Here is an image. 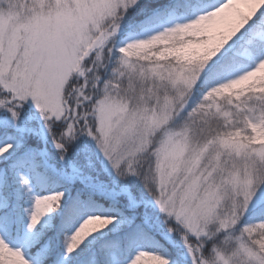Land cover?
<instances>
[{"label": "snow or ice", "instance_id": "6c2138e0", "mask_svg": "<svg viewBox=\"0 0 264 264\" xmlns=\"http://www.w3.org/2000/svg\"><path fill=\"white\" fill-rule=\"evenodd\" d=\"M227 7L229 0H111L106 5L93 0H47L46 4L42 0L39 10L28 13L32 23L22 30L17 25L27 22L15 16L18 3L10 0L7 9L0 8L3 264H29L25 253L9 243V236L26 238L29 251L44 257L43 264H56L57 255L62 257L61 264H145L146 257L157 264H264V158L246 163L243 180L233 168L230 183L242 185V196L238 192L233 202L232 189L225 184L222 194L227 192L229 197L223 210L217 207L210 216L194 220L170 210L165 204L167 197L156 190L155 157L150 156L151 149L135 152L131 112L115 127L104 116L96 115V106L105 95L101 89L120 75L112 71L116 63L99 67L103 61H97L93 51L83 61L85 75L73 73L63 82L65 17H75L80 28L90 23L106 29L110 38L105 54L111 49L112 60L126 64L121 49L143 39L121 44L118 38L123 31L158 25L162 29L158 34L166 33L188 23L182 21L217 15ZM99 8H106L107 14L94 16ZM9 20L17 31L26 33L18 37V45L9 36ZM244 20L247 23L204 67L195 85V91L201 89L199 98L190 101L185 113L212 89L226 83L224 80L239 70L245 58L264 61V3L249 8L242 15ZM48 22L55 27L41 35L35 26ZM117 82L123 83V79ZM33 103L39 110L45 142L56 150V169L67 177L65 184L72 194L62 191L36 198L25 222L11 193L17 191V171L20 188L32 191L24 169L29 161L40 162L39 145L29 139L36 135V129L26 122L25 115ZM161 135L158 132L156 137ZM81 137H87L91 145L77 148ZM100 155L103 166L96 159ZM134 181L142 185L143 191L135 187ZM256 212L260 213L258 223L249 219ZM177 237L180 245L174 243Z\"/></svg>", "mask_w": 264, "mask_h": 264}, {"label": "rangeland", "instance_id": "374dc122", "mask_svg": "<svg viewBox=\"0 0 264 264\" xmlns=\"http://www.w3.org/2000/svg\"><path fill=\"white\" fill-rule=\"evenodd\" d=\"M9 2L10 0L0 3V8L7 9ZM13 2L19 5V11L15 16L23 17L27 22L17 25V28L22 30L27 24L32 23L28 13L34 11V8L29 9L27 5L32 4L33 0H13ZM93 2L106 5L111 0H93ZM43 3L46 4L47 0H43ZM254 6L258 4L253 5L252 0H229V7L225 11L218 14L215 19L201 22L196 29H175L170 33L158 34L162 29L158 25H153L140 30L139 33L123 31L118 38L121 44L138 39L143 40L129 44L127 50L121 52L127 63L117 62L120 69L113 71L120 74L115 79L116 84L115 80L106 82L105 87L101 89L105 95L96 106L97 117L104 116L114 127L131 112L132 126L135 131L131 138L136 142L135 152H146L151 149L150 156L155 157L153 170L156 174V190L162 197H167L165 204L170 206V210L183 212L194 220L210 216L217 207L223 210L224 201L229 197L227 192L222 194L225 184L232 189L233 202L238 192L242 196V185L230 183L233 168L236 169L239 179L243 180L246 163L259 162L264 158V140L260 137H255L251 143L231 141L226 138L210 139V141L196 140L192 135L193 129L190 122L181 121V116L185 114V109L192 100V94L201 91L200 88L195 91V85L204 67L221 49L223 39L239 24L242 15ZM40 10L45 11V9ZM106 14V8H99L93 13L96 17ZM62 24L65 36L64 83L73 73L85 75L82 64L93 51H96L97 61H103L98 65L99 67L103 68L112 62L111 49L108 54L104 52V47L110 38L106 29L101 30L99 25L90 23L80 28L75 17H65ZM7 26L10 38L18 45V37L26 33L17 31L13 27L12 20L8 21ZM35 27L41 35H47L55 26L48 22ZM93 32H99L100 35H93ZM155 34L158 35L153 36ZM193 36L198 37L199 40L187 42L184 45L177 43V39ZM163 45L168 47L158 51ZM17 52L20 55L23 54L19 48ZM258 63L255 61V64L251 63L232 72L229 78L224 80L226 83L222 84L223 89L239 87L250 81L251 77L257 74L259 67L239 82L229 83L231 79L254 70ZM121 78L123 83H118L117 80ZM96 79L98 82V77ZM129 99L134 102L129 104L127 102ZM25 115L29 125L35 120L38 122L40 130L35 128L36 135L29 139L40 141L41 148L38 149V154L42 158L43 166L50 168L57 176L66 178L56 169L58 158L53 154L56 150L50 143L45 142L39 110L34 103L28 106ZM186 118L190 119L189 115ZM30 126L33 127V125ZM158 132L162 133L159 138L156 137ZM85 143L91 145L87 137H81L76 147ZM153 143L156 144L155 148H152ZM76 154V148H74L73 155ZM96 159L103 166L102 155L97 156ZM248 170L251 171V169ZM17 176L19 177V172ZM134 184L138 190L143 191L138 181H134ZM24 196L23 202L26 209L24 213L30 214L36 198L54 195L37 194L32 187V191H26ZM145 197L147 199V193ZM149 206L151 207L150 204ZM8 240L12 246L19 247L25 253V259L29 261V264H38L36 258L28 255V245L24 241H13L9 237Z\"/></svg>", "mask_w": 264, "mask_h": 264}, {"label": "trees", "instance_id": "16d2710c", "mask_svg": "<svg viewBox=\"0 0 264 264\" xmlns=\"http://www.w3.org/2000/svg\"><path fill=\"white\" fill-rule=\"evenodd\" d=\"M159 2L167 3L168 0H159ZM139 31L140 30L133 32L137 33ZM170 31L171 30L166 33H170ZM198 40V37L193 36L184 39H177V43L184 45V43L195 42ZM166 47H168V45H163L158 51H162ZM117 62L118 61L112 60L111 63H116L117 65L112 71L120 69ZM251 63L255 64V61L245 58L240 64L239 69ZM115 82L116 80L114 83ZM199 95L200 93L198 92L194 93L192 94L191 99L196 100L199 98ZM188 115L190 119L186 118ZM253 117H256V119H253ZM181 121L190 122L191 129H193V131L191 130L192 135L196 140L210 141V139L226 138L231 141H244L246 143L253 142L255 137H260L264 140V68L258 69L257 74L252 76L250 81L239 87L223 89L221 84L212 89L202 100H199L196 103L194 108L181 116ZM37 124L38 122L36 120L30 123V125H33V128H38L37 130H40L39 125ZM35 143L41 148L40 141H35ZM55 153L56 151H53V154ZM28 163L29 166L25 168L24 171L29 175L32 187L37 194L48 195L50 193L57 195L62 191H68L70 195L72 194L71 188L67 187L65 184L67 177L61 178L50 168H45L43 166L42 158H40L39 163H33L32 161H29ZM17 173L18 171L15 173L17 178V191L11 193V195H13L18 201V211L25 222H27L29 214L24 213V210L26 209L24 208L25 204L23 202L26 190L20 188ZM259 216L260 213L256 212L249 219L258 223L260 221L258 218ZM103 231H107V229H104ZM9 238L13 241H24L28 245V255L36 258L38 264H43L44 257L38 252L31 253L29 251L30 245L27 243L26 238L18 236H9ZM174 243L180 245L178 237ZM61 259L62 257L57 255L56 264H61ZM3 260L4 257L0 255V264H3Z\"/></svg>", "mask_w": 264, "mask_h": 264}, {"label": "clouds", "instance_id": "9594fccd", "mask_svg": "<svg viewBox=\"0 0 264 264\" xmlns=\"http://www.w3.org/2000/svg\"><path fill=\"white\" fill-rule=\"evenodd\" d=\"M7 2V0H0V3H5ZM42 2V0H33V3L30 4V5H27V7L29 9H37L39 10V5L40 3ZM252 3L253 5H256V4H260V3H264V0H252ZM218 15V14H217ZM217 15H212V14H209L207 16H204V17H201L199 18L198 20H193V21H190L188 22L187 24H184V25H179L176 29H196L197 28V25L200 24L201 22H204L206 20H212V19H215ZM251 17H249L250 19ZM247 23L246 20L244 21H240L239 24H237V26L223 39L222 41V45H221V48L230 40L232 39L239 31L240 29ZM128 48V45L125 46L123 49H121V52H124L126 51ZM213 57L210 58V60L212 59ZM209 60V61H210ZM264 68V62H261L258 64L257 67L254 68V70H251L249 72H246L245 74L239 76L238 78H235V79H232L231 81H229V83L231 82H239L240 80H242L244 77L248 76L249 74H251L252 72H254L256 70V68ZM129 104H132L134 101L132 99H129L127 101ZM145 264H157L156 261H154L153 258L151 257H146L145 259ZM160 264H162V262H160Z\"/></svg>", "mask_w": 264, "mask_h": 264}]
</instances>
